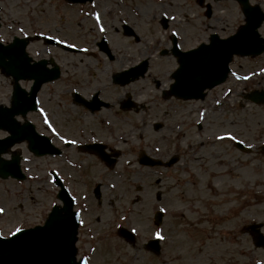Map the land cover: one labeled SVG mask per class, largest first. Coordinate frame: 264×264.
<instances>
[{"label": "rangeland", "instance_id": "374dc122", "mask_svg": "<svg viewBox=\"0 0 264 264\" xmlns=\"http://www.w3.org/2000/svg\"><path fill=\"white\" fill-rule=\"evenodd\" d=\"M206 1L212 7L210 19L196 0H93L80 6L63 0H0L1 41L23 35L25 21L31 20L43 33L50 31L59 40L77 45L87 39L91 46L104 37L116 60L102 59V70L94 69L97 64L89 57L75 62L88 64L89 73H98L108 88H113L112 74L148 61L144 77L117 89L123 95L133 94L136 102L145 105L143 111L107 114L99 118V127L94 121L86 125L90 120L81 124L92 129L93 142L121 151L113 170L74 148L84 142L74 139L80 126L66 115L72 109L63 104L60 88L52 98L42 96V108L71 138L59 137L57 146L63 154L58 160L35 159L21 150L26 179L0 180L1 236L46 217L56 203L49 175L55 171L82 212L76 248L78 258L84 257L87 264H264V250L254 248L251 237L242 233L243 227L262 223L264 234V157L257 152L264 143V105L242 96L264 88V54L233 58L226 83L207 93L203 101L161 97L177 67L170 54L160 55L168 50L171 35L185 51L207 43L210 34L227 37L243 24L234 1ZM250 2L264 11V0ZM161 17L169 21L165 30ZM125 26L132 35L124 31ZM259 33L264 38V23ZM90 49L101 55L93 45ZM60 62L65 66L63 59ZM5 85L0 76L2 103H6ZM154 123L162 124L161 129L154 130ZM61 140L74 141L73 147L66 150ZM235 140L250 147L251 153L234 149ZM140 150L155 158L178 155L180 159L168 170L143 168L136 163ZM96 183L101 184L100 205L92 195ZM161 209L164 216L156 226L154 214ZM119 227L136 230L134 245L117 235ZM156 232L164 237L159 255L145 248Z\"/></svg>", "mask_w": 264, "mask_h": 264}, {"label": "water", "instance_id": "95a60500", "mask_svg": "<svg viewBox=\"0 0 264 264\" xmlns=\"http://www.w3.org/2000/svg\"><path fill=\"white\" fill-rule=\"evenodd\" d=\"M66 1L69 3H85L91 0ZM237 1L242 7L246 24L234 36L226 40H220L213 35L210 37L208 46L202 45L187 53L175 51L180 67L173 75L175 83L172 85L169 94L184 99L203 98L202 91L205 88H211L224 81L228 73V63L233 55L257 56L264 51V39L257 33V29L264 21V14L258 7H249L247 0ZM20 44L21 40L15 39L11 48L1 50L3 52L10 50L9 52L4 54L0 52V68L4 73L12 76L15 81L19 79L20 61L25 57L23 49H19ZM21 45L24 48V44ZM13 47L15 48L12 49ZM6 58L9 59L8 63L5 62ZM144 70L145 65L139 68L137 72L132 69L119 75L116 80L124 82L133 71L136 76L143 73ZM13 95L15 111L13 108H9L2 111V115H0V128L11 133L9 138L0 141V154L21 141L20 129L15 125L13 119L14 115L19 114L21 106L17 86ZM247 97L255 103H263L264 91H254ZM29 143L35 154L38 152L37 148L42 150V153L46 150L44 146H40L42 144L40 142L29 141ZM235 146L244 152L249 151L240 143H236ZM261 151L264 152V146L261 147ZM19 161V156H15L9 161L0 158V178L7 179L11 177L22 180L24 175L20 171ZM176 161V157L172 158L164 166L168 167ZM139 162L150 166L162 165L161 162L153 161L144 154H141ZM55 183L61 187L58 198L62 201L63 207L59 210L53 208L43 226L21 230L16 236L0 240V264H85L83 259L78 262L75 259L78 221L77 213L72 211V199L58 181H55ZM96 189H98V186ZM161 217L160 213L156 215L157 224L161 221ZM261 227L262 224L249 225L243 229V232L252 237L256 248L264 249V236L260 232ZM119 234L128 242L133 243V235L128 231L120 229ZM147 246L154 253H159L158 240L150 241Z\"/></svg>", "mask_w": 264, "mask_h": 264}, {"label": "flooded vegetation", "instance_id": "af4514ba", "mask_svg": "<svg viewBox=\"0 0 264 264\" xmlns=\"http://www.w3.org/2000/svg\"><path fill=\"white\" fill-rule=\"evenodd\" d=\"M26 35L30 36L34 35V33H28ZM69 43L73 47L78 49V52H64L56 47L45 46L42 41L30 42L27 46V52L29 56L35 61L52 59L55 63L59 52L67 54L65 59V66H63L62 68L66 72V77L64 79L59 78L52 83L43 85L37 94V100L42 103V96L44 94H47L48 97L52 98L54 96V93L57 91V88L59 87L61 90V99L63 104L69 106L72 109V113L70 114L69 112H67L66 115L69 118H72L71 120L75 119V121L79 123L78 126H80L79 131L75 132L76 136L74 139L76 141L80 139L84 143H89L93 142L91 140L92 129L86 130L87 128H83L84 126L81 124H83L86 120H93L95 126L99 127L100 125H102V121H100L99 119L100 117L103 118L107 114L118 115L119 113H122L120 106L124 97L123 94L117 90V86L108 88L106 83L100 82L97 77H94V75L92 77V75L89 73L90 67L88 64H86L85 62H75L76 59L82 60L89 57L90 59H93L94 63L97 64L93 65L95 67L94 69L102 70V59L105 60L106 57L98 52L99 50L97 51V40H94L92 45L95 47L97 53L101 55H97L91 52L90 47L92 45H89V41L87 39H84L79 45L75 44L74 41ZM88 46L90 47L87 48ZM114 60H116V57H114L112 61ZM49 85L52 86V88L46 89L45 87ZM21 87L24 91H28L31 87V82H29L28 80H22ZM95 94H98V98L100 100L107 102L109 104V107H102L100 111L91 114L88 110L84 109L80 102L76 100L75 95H78L79 98H81L80 100H91ZM28 116L31 117L28 120L32 123L34 133L37 135H44L48 137L52 141V143H58L59 137H63L64 139L71 138L69 131L61 130L58 127V124L52 120L51 115V119H42V117L38 116V113H30L28 114ZM45 120L48 121L47 125L45 124ZM93 121L86 125L93 124ZM34 133L31 131L27 135L30 137H34ZM0 137H3V134ZM23 145L25 146V144Z\"/></svg>", "mask_w": 264, "mask_h": 264}, {"label": "snow or ice", "instance_id": "6c2138e0", "mask_svg": "<svg viewBox=\"0 0 264 264\" xmlns=\"http://www.w3.org/2000/svg\"><path fill=\"white\" fill-rule=\"evenodd\" d=\"M101 31H103V29H101ZM41 115H43V113H41ZM48 121L45 120V124L47 125ZM55 134V133H53ZM217 139H224V137H220L218 136ZM228 139H232L231 136L228 137ZM66 143H74V141H66ZM54 207V206H53ZM164 209H161V212H163ZM4 212V209L3 208H0V214H2ZM121 219H124V217H121ZM136 230L133 229V232H135ZM21 232V229L20 228H16L14 232L11 233L12 236H16L17 233H20ZM154 239L156 240H163L164 237L160 234V232H156L154 233V236H153ZM3 237H0V240H2Z\"/></svg>", "mask_w": 264, "mask_h": 264}, {"label": "bare ground", "instance_id": "6f19581e", "mask_svg": "<svg viewBox=\"0 0 264 264\" xmlns=\"http://www.w3.org/2000/svg\"><path fill=\"white\" fill-rule=\"evenodd\" d=\"M215 187H216V191H217V190H218V185L216 184V186H215ZM229 208H230V206H229Z\"/></svg>", "mask_w": 264, "mask_h": 264}]
</instances>
